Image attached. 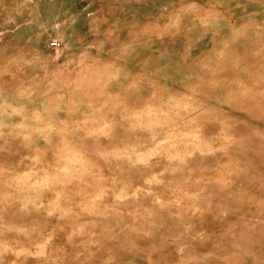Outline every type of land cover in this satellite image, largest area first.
<instances>
[{"label": "rangeland", "instance_id": "obj_1", "mask_svg": "<svg viewBox=\"0 0 264 264\" xmlns=\"http://www.w3.org/2000/svg\"><path fill=\"white\" fill-rule=\"evenodd\" d=\"M0 264H264V0H0Z\"/></svg>", "mask_w": 264, "mask_h": 264}, {"label": "built area", "instance_id": "obj_2", "mask_svg": "<svg viewBox=\"0 0 264 264\" xmlns=\"http://www.w3.org/2000/svg\"><path fill=\"white\" fill-rule=\"evenodd\" d=\"M50 47L52 49H60L61 48V43L57 40H52L50 43Z\"/></svg>", "mask_w": 264, "mask_h": 264}]
</instances>
